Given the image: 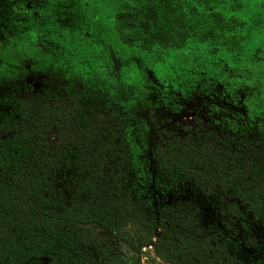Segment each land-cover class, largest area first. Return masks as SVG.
<instances>
[{
  "label": "trees",
  "instance_id": "trees-1",
  "mask_svg": "<svg viewBox=\"0 0 264 264\" xmlns=\"http://www.w3.org/2000/svg\"><path fill=\"white\" fill-rule=\"evenodd\" d=\"M107 11L95 35L55 39L87 68L83 97L0 83V263L143 264L149 247L167 264H264V11L231 16L225 53L176 21L152 34L163 22L130 0Z\"/></svg>",
  "mask_w": 264,
  "mask_h": 264
},
{
  "label": "flooded vegetation",
  "instance_id": "flooded-vegetation-1",
  "mask_svg": "<svg viewBox=\"0 0 264 264\" xmlns=\"http://www.w3.org/2000/svg\"><path fill=\"white\" fill-rule=\"evenodd\" d=\"M2 1L4 3L0 2V83L9 85L7 87L15 89L23 97L61 95L83 97V80L87 75V68L81 61L71 62L66 56L63 40L61 45H54L55 39H72L78 36L79 32L88 37L95 35V28H92L95 22L100 24L105 19H113L107 8L114 0ZM251 1L261 7V12L264 11V0H130V3L134 8L133 16L143 14L148 22H163L159 32L155 31V25L148 26L153 29L152 34L166 35L167 21H176L178 35L190 32L191 36L196 38L202 36L217 38L213 39V48L225 53L228 51L231 36V16L245 13L247 4ZM258 15L255 28L264 36V14ZM100 28L107 29L101 26ZM131 30L136 31L134 27ZM122 31L128 38L130 35L128 31L126 29ZM29 39L32 47L36 43V50H32L36 54L35 57L29 56L22 60V51L27 50L26 43ZM263 51L264 45H261L257 52L253 53V59L262 62ZM14 54L20 62L15 66L17 77L10 79L4 70ZM40 80L44 82L42 88L38 89L34 84L38 85ZM185 98L183 97V101L193 109L195 106L193 99ZM193 115V112L188 110L181 122L193 123ZM184 119L191 121L186 123ZM2 256L0 264H6L5 255ZM43 264L47 262L43 261Z\"/></svg>",
  "mask_w": 264,
  "mask_h": 264
},
{
  "label": "rangeland",
  "instance_id": "rangeland-1",
  "mask_svg": "<svg viewBox=\"0 0 264 264\" xmlns=\"http://www.w3.org/2000/svg\"><path fill=\"white\" fill-rule=\"evenodd\" d=\"M0 2L4 3L2 0H0ZM259 70L261 71V73H263L264 71V64H261L259 66ZM44 81L43 80H40L38 81V85L37 84H34L36 87H38V89H41V85ZM34 86V87H35ZM191 121V119H184V122H189ZM53 135V133H52ZM128 230L131 232V233H136L137 231V228L135 226H132L130 225L128 227ZM127 251V250H126ZM129 252V251H128ZM130 253V252H129ZM131 254V253H130ZM142 255H144L143 257H145L147 259V262H149V264H167L166 262H163L161 260H159L156 255L154 254L152 248H149V247H146L144 250H142Z\"/></svg>",
  "mask_w": 264,
  "mask_h": 264
},
{
  "label": "built area",
  "instance_id": "built-area-1",
  "mask_svg": "<svg viewBox=\"0 0 264 264\" xmlns=\"http://www.w3.org/2000/svg\"><path fill=\"white\" fill-rule=\"evenodd\" d=\"M142 263L143 264H148L147 259L145 257H143Z\"/></svg>",
  "mask_w": 264,
  "mask_h": 264
}]
</instances>
